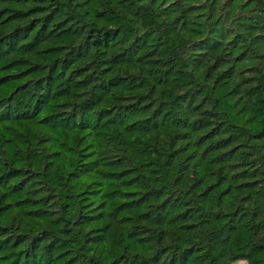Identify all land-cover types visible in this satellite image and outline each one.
<instances>
[{
	"label": "trees",
	"instance_id": "obj_1",
	"mask_svg": "<svg viewBox=\"0 0 264 264\" xmlns=\"http://www.w3.org/2000/svg\"><path fill=\"white\" fill-rule=\"evenodd\" d=\"M264 264V0H0V264Z\"/></svg>",
	"mask_w": 264,
	"mask_h": 264
},
{
	"label": "rangeland",
	"instance_id": "obj_2",
	"mask_svg": "<svg viewBox=\"0 0 264 264\" xmlns=\"http://www.w3.org/2000/svg\"><path fill=\"white\" fill-rule=\"evenodd\" d=\"M239 264H244V263H239Z\"/></svg>",
	"mask_w": 264,
	"mask_h": 264
}]
</instances>
